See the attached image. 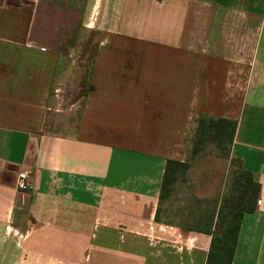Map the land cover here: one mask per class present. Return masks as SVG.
Here are the masks:
<instances>
[{"label": "crops", "instance_id": "0c3cea01", "mask_svg": "<svg viewBox=\"0 0 264 264\" xmlns=\"http://www.w3.org/2000/svg\"><path fill=\"white\" fill-rule=\"evenodd\" d=\"M200 117L236 123L259 192L231 264H264V0H0V264H205L158 212ZM185 184L215 220L224 185Z\"/></svg>", "mask_w": 264, "mask_h": 264}, {"label": "trees", "instance_id": "16d2710c", "mask_svg": "<svg viewBox=\"0 0 264 264\" xmlns=\"http://www.w3.org/2000/svg\"><path fill=\"white\" fill-rule=\"evenodd\" d=\"M236 123L225 119L200 117L190 139L191 161L183 163L167 160L161 179L159 201L169 197L176 182H185L193 162L214 153L228 162L229 178L226 192L221 196L216 218L207 215L199 220L195 232L211 236L205 264H231L242 217L255 210L259 184L243 170L241 160L230 156ZM157 215V214H156Z\"/></svg>", "mask_w": 264, "mask_h": 264}, {"label": "rangeland", "instance_id": "374dc122", "mask_svg": "<svg viewBox=\"0 0 264 264\" xmlns=\"http://www.w3.org/2000/svg\"><path fill=\"white\" fill-rule=\"evenodd\" d=\"M206 152L201 156L203 159L198 162L197 167H195L196 170L192 171L191 174L187 173L186 179L190 177L195 180L196 178L205 177L215 180L217 183L221 182L224 185L223 195L226 192L225 185L229 178L228 162L218 158L209 150ZM209 156H215L218 161H213L210 159L212 157ZM195 192V187L186 185L185 182H176L172 186L169 197L160 201L158 212L161 214L162 221L196 231L200 218L214 212L215 203H212L211 200L196 198Z\"/></svg>", "mask_w": 264, "mask_h": 264}, {"label": "built area", "instance_id": "2783aa9c", "mask_svg": "<svg viewBox=\"0 0 264 264\" xmlns=\"http://www.w3.org/2000/svg\"><path fill=\"white\" fill-rule=\"evenodd\" d=\"M32 179L31 173L26 170H22L17 174L16 179V189L20 195V202L24 203L26 200V196L31 190Z\"/></svg>", "mask_w": 264, "mask_h": 264}]
</instances>
